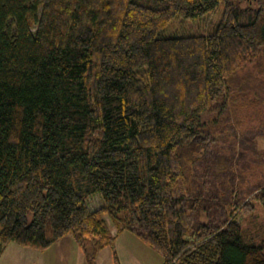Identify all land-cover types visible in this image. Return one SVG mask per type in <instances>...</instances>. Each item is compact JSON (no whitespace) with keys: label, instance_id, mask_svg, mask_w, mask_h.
I'll return each instance as SVG.
<instances>
[{"label":"trees","instance_id":"1","mask_svg":"<svg viewBox=\"0 0 264 264\" xmlns=\"http://www.w3.org/2000/svg\"><path fill=\"white\" fill-rule=\"evenodd\" d=\"M261 60L264 0H0V252L127 228L163 264H264L235 218L264 206Z\"/></svg>","mask_w":264,"mask_h":264},{"label":"rangeland","instance_id":"2","mask_svg":"<svg viewBox=\"0 0 264 264\" xmlns=\"http://www.w3.org/2000/svg\"><path fill=\"white\" fill-rule=\"evenodd\" d=\"M223 12L224 2L222 1L215 10L204 14L197 20L186 19L179 16L175 19V22L169 28L167 34L188 35L212 33L220 22ZM251 67L253 73L252 79L264 78V62H262V60L259 63L253 64ZM263 106L261 108H263ZM251 109L254 113L257 110L255 106H252ZM249 111L250 110H246L244 113ZM244 113L243 115H245ZM229 140L233 141V138L229 137ZM256 140L258 142V148L262 152L261 168L264 172V137H257ZM236 145L240 146L238 142ZM236 150L240 151L239 148H236ZM248 152L249 151H247V153ZM239 154L242 155L241 152H239ZM246 173L247 172H245V174ZM100 205L101 198L99 196H93L90 199L91 208H96ZM106 218L113 233L116 234L117 227L107 215ZM235 218L242 223L244 228V239L248 243L257 244L264 239V206L260 200H249L246 207L239 209V211L235 213ZM93 241L92 239H87L86 248H84L73 233H69L59 238L46 250L24 246L16 241H12L7 245L9 249L3 254L0 263L34 264V262L39 259H42V262L35 264H91V261L92 264H163L165 261L162 252L148 244L141 236L131 229H122L116 234L113 244L103 246L102 248L95 247ZM15 248L18 251L26 248L29 249L28 251H32L33 254L26 253L27 257H24V253H18L15 256L10 252ZM44 250L45 252H43Z\"/></svg>","mask_w":264,"mask_h":264},{"label":"crops","instance_id":"3","mask_svg":"<svg viewBox=\"0 0 264 264\" xmlns=\"http://www.w3.org/2000/svg\"><path fill=\"white\" fill-rule=\"evenodd\" d=\"M9 244H10V243H9ZM9 244H8V245H9ZM7 249H9L8 246L5 247L4 250H3L2 252H0V259L2 258L3 254L7 251ZM46 249H47V248H46ZM46 249H45V250H46ZM28 250H29V249H26V248H25V249H20V251H18V250L15 248L14 250H11L10 252H12L13 255H15V256H16L18 253H24L23 256H24V257H27V254H26V253L33 254L32 251H28ZM45 250H44L43 252H45ZM21 256H22V255H21ZM21 256H18V257H21ZM41 262H42V259H39L38 261L34 262V264H35V263H41ZM0 264H1V263H0Z\"/></svg>","mask_w":264,"mask_h":264}]
</instances>
